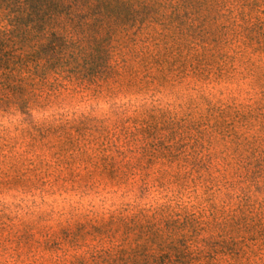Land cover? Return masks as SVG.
<instances>
[{
    "label": "rangeland",
    "instance_id": "374dc122",
    "mask_svg": "<svg viewBox=\"0 0 264 264\" xmlns=\"http://www.w3.org/2000/svg\"><path fill=\"white\" fill-rule=\"evenodd\" d=\"M170 5L179 27L192 38L180 72L151 70L136 80L126 75L122 86L110 93L187 90L194 98L183 110L148 109L131 118L123 129L131 150L105 152L92 162L110 175L129 164L208 175L223 154L240 183L264 180V0H171ZM90 132L84 125L37 131L31 134L29 148L38 149L55 137L58 162L75 163L80 159L77 145ZM12 168L21 182L23 162ZM13 227L12 219L0 212V233ZM122 227L126 235L135 234V247L99 256V264H145L147 258L152 264H221V257L226 264H264V208L247 197L231 214H213L210 226L189 215ZM12 235L27 251L51 256L74 244L80 231L34 233L21 226ZM197 238L204 247L193 250Z\"/></svg>",
    "mask_w": 264,
    "mask_h": 264
},
{
    "label": "clouds",
    "instance_id": "9594fccd",
    "mask_svg": "<svg viewBox=\"0 0 264 264\" xmlns=\"http://www.w3.org/2000/svg\"><path fill=\"white\" fill-rule=\"evenodd\" d=\"M10 22L7 13L0 12V30L10 31ZM70 69L71 64L51 71L23 104L9 100L0 105V212L14 224L11 231L0 233V264H99L95 259L99 256L107 258L122 247H135V234L126 235L123 225L190 215L210 226L213 214H231L243 197L264 208V180L240 183L223 154L208 175L130 164L110 175L96 166L92 161L102 153L131 150L123 134L131 118L148 109L183 110L194 94L98 92ZM81 125L91 132L77 145L78 162H58L55 137L38 149L29 148L31 134L37 131ZM19 162H23L21 182L12 168ZM21 226L34 233L78 228L80 237L50 256L17 245L12 233ZM191 247L204 246L197 238ZM218 259L226 264V258Z\"/></svg>",
    "mask_w": 264,
    "mask_h": 264
},
{
    "label": "trees",
    "instance_id": "16d2710c",
    "mask_svg": "<svg viewBox=\"0 0 264 264\" xmlns=\"http://www.w3.org/2000/svg\"><path fill=\"white\" fill-rule=\"evenodd\" d=\"M170 2L0 0L11 18V30H0V105L23 104L51 71L69 64L78 80L109 93L126 75L180 72L192 38Z\"/></svg>",
    "mask_w": 264,
    "mask_h": 264
}]
</instances>
